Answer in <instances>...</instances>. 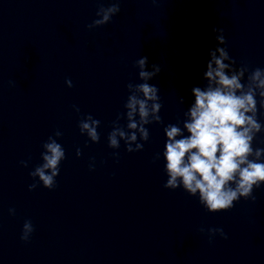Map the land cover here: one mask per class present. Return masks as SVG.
<instances>
[{
  "label": "clouds",
  "instance_id": "clouds-1",
  "mask_svg": "<svg viewBox=\"0 0 264 264\" xmlns=\"http://www.w3.org/2000/svg\"><path fill=\"white\" fill-rule=\"evenodd\" d=\"M119 12L120 0H112L108 7L98 8V18L87 27L90 30L101 27ZM213 31L217 47L209 52L210 59L204 73L208 84L203 89L192 88L195 103L185 113L187 118L182 122L183 127L180 123L164 127L166 140L162 155L167 175L164 187L170 190L182 188L190 196L198 197L208 212L218 213L232 209L241 198L255 200L254 189L264 184V148L253 147L256 135L264 127L257 118L258 103L264 108V68L250 69L246 64L235 67L236 62L227 48L220 46L227 43L223 29ZM134 66L141 82L127 84L124 112L117 114L107 137L109 148L119 149L123 141L129 153L141 151L144 145L140 141L149 140L146 125L163 123L159 115L162 108L159 88L149 83L160 73L161 66L152 64L149 70L146 56L136 60ZM65 83L72 87L70 79ZM180 102L183 103L182 98ZM73 107L76 112L80 111ZM121 119L126 120V125L120 124ZM99 125L100 121L90 114L83 116L78 123L80 133L86 134L93 143L100 140ZM61 136L57 130L42 144V163L29 173L36 181L29 185V191L39 184L49 190L57 187L56 177L66 158L63 146L57 142ZM81 155V149L77 148L76 156ZM112 155L118 160V152ZM160 155L157 153L154 160L160 159ZM21 163L28 166L27 161ZM94 167V162L90 163L89 169L94 170ZM9 213L14 215L15 209H9ZM199 231L203 233L205 229ZM33 232L32 222L25 221L20 239L28 242ZM207 234L209 243L217 234L227 239L222 228H210Z\"/></svg>",
  "mask_w": 264,
  "mask_h": 264
}]
</instances>
